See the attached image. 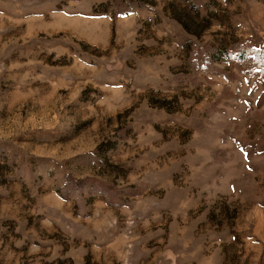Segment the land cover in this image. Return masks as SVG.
<instances>
[{"label":"rangeland","instance_id":"374dc122","mask_svg":"<svg viewBox=\"0 0 264 264\" xmlns=\"http://www.w3.org/2000/svg\"><path fill=\"white\" fill-rule=\"evenodd\" d=\"M0 264H264V0H0Z\"/></svg>","mask_w":264,"mask_h":264}]
</instances>
